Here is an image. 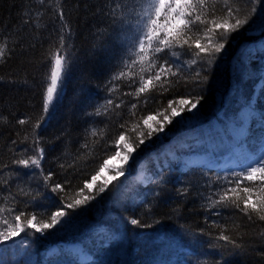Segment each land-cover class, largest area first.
I'll return each instance as SVG.
<instances>
[{
    "label": "trees",
    "instance_id": "trees-1",
    "mask_svg": "<svg viewBox=\"0 0 264 264\" xmlns=\"http://www.w3.org/2000/svg\"><path fill=\"white\" fill-rule=\"evenodd\" d=\"M223 2L218 0L217 6ZM38 3L39 0H0V43L10 50V58L0 62V116L7 117V122L0 121V163L9 164L8 169L0 171V181L16 169L10 161L21 145L13 147L11 140H21L41 114L42 89L52 64L48 54L58 45L59 24L52 21L50 14L31 26L23 23L24 12ZM60 3L72 27L71 47L67 52L69 64L62 78L63 92L55 99L51 114H45L37 132L45 149L43 169L55 174L54 183L71 181L67 193L70 199L82 181L98 170L103 159L116 151L115 146L105 149V145L119 136L123 130L119 125L128 121L130 127L133 122L129 119L128 106L117 110L119 117L89 115L108 97L105 82L118 70L127 50L128 33L119 20L108 14L109 10L116 4L129 8L131 5L130 0H60ZM238 6L242 10L241 18L248 15V21L224 41V49L203 73L207 77L204 83L185 85L181 80L170 92L153 93L147 104L141 101L137 118L154 113L178 96L203 97L194 112L176 117L163 133L157 134L158 138L154 136L133 153L124 165L131 174L126 186L118 189L112 181L86 205L66 209L68 215L53 228L42 233L26 228L18 236L0 241V248L5 251L0 264H215L216 261L264 264V236L260 235L264 222L249 221L234 209H222L218 215H212L203 199L209 191L222 186L223 180L218 178L230 176L245 165L237 161L221 165L220 156L225 153L231 156V145H242L241 149L249 150L250 143L264 134V39L259 37L258 42L251 35L264 28V0H238ZM129 8L124 10L125 15ZM116 16L120 17L119 10ZM37 24L41 25L39 29ZM248 47L243 58L242 48ZM182 59H191V54ZM231 61L232 77L237 85L233 90L229 81ZM259 81L262 85L256 89ZM127 90L122 85V91ZM233 93L245 96L244 103L248 105L250 99L254 103L244 135L233 136L228 128L203 134L200 127L212 126L206 124L208 119L218 118V95L233 101ZM125 100L135 102L131 97ZM26 117L31 118L30 123H16ZM186 117L197 121L193 132L202 133L189 137L187 142L171 140L179 129L184 134L189 132L176 122ZM93 128L97 132L103 130L104 136L90 135ZM130 135L135 139L134 134ZM86 143L88 147H82ZM166 147L173 155L162 154ZM232 165L238 169L234 170ZM141 170L143 177L139 174ZM31 175L30 170H23L19 179H10L8 186L0 184V192L7 195L10 189L15 193L18 187L31 190L27 197L17 196L18 210L43 213L38 220H47L61 206L60 198L50 199V189L44 187L42 180H30ZM182 189L188 192L178 191ZM0 205H5L2 199ZM130 218L138 219L140 224L131 225ZM212 221L226 225L230 232L233 225H239L241 235L236 238L242 247L210 248L219 231ZM232 234L235 236V232ZM74 241L89 254L88 259L81 260L80 256H71L63 250ZM13 242L16 244L11 246ZM19 242L29 244V248L22 254H14L12 249Z\"/></svg>",
    "mask_w": 264,
    "mask_h": 264
},
{
    "label": "snow or ice",
    "instance_id": "snow-or-ice-1",
    "mask_svg": "<svg viewBox=\"0 0 264 264\" xmlns=\"http://www.w3.org/2000/svg\"><path fill=\"white\" fill-rule=\"evenodd\" d=\"M217 4L218 0H130V8L129 5L116 4L109 10L108 14L114 20H119L128 33L125 37L127 50L118 70L105 82L108 97L89 115L119 117L120 112L117 110L128 106L129 119L133 122L130 127L128 121L119 125L123 129L119 136L105 145V149L115 146L116 151L103 159L98 170L90 179L82 181V186L76 188L70 199L67 193L71 181L54 183L55 174L43 169L45 149L37 129L42 127L45 114L59 95L62 78L69 64L67 52L71 47L69 41L72 27L60 0H39L38 4L32 5L24 12L26 19L23 23L29 26L36 24L37 20L42 21L45 14H50L52 21L59 24L58 45L48 54L52 64L50 74L46 77V86L42 89L41 114L21 140H11L13 147L18 143L21 145L20 151L15 152V158L10 161L16 169L8 174L7 179L0 181V184L8 186L12 177L19 179L23 170H30L32 175L29 179L42 180L44 187L50 189L49 198L58 196L61 206L53 211L47 220H38V216L43 213L18 210L17 196L27 197L31 190L25 191L23 187H18L15 193L10 189L7 195L0 192V199L5 205H11H0V241L18 236L26 228L42 233L61 223V218L68 215L66 209H77L86 205L96 194L104 192L112 181L123 176L124 165L141 145L150 142L154 136L158 138L157 134L163 133L166 126L172 124L182 113L197 109L202 96H178L169 99L165 107L157 108L154 113L149 112L137 118L141 101L147 104L153 93L164 95L181 80L185 85L189 82L196 86L204 83L207 77L203 73L211 67L216 54L224 49V41L229 34L237 32L247 23L248 15L241 18L242 10L238 6V0H224L219 7ZM126 8H129L127 15L124 11ZM118 10L120 17L116 16ZM40 26L37 24V29ZM189 53L191 59H182ZM9 54L7 45L0 43V62L10 58ZM122 85L128 90L122 91ZM117 92L120 94L114 97L113 94ZM127 97L133 98L135 102H126ZM0 121L7 122V117L0 116ZM30 122V117L16 121L19 125ZM130 133L134 134L135 139ZM90 135L103 137L104 132H97L93 128ZM82 147L87 148L88 144ZM60 167L64 168V165L61 164ZM8 168L9 164L0 163V171ZM109 172L114 175H107ZM102 176L105 178L101 180ZM218 179L223 180L222 186L215 191H209L207 197L203 198L206 210L212 215H218L222 209H234L249 221L264 222V153L255 158L250 157V162L242 166L240 171H233L230 176ZM178 191L187 193L188 189ZM32 199L35 200L36 197ZM129 222L131 225L140 224L135 218H130ZM212 224L219 231L210 242V248L242 247L236 238L241 235L238 231L239 225H233L230 232L226 225H217L215 221H212ZM232 232H235V236ZM208 234L211 235L210 232ZM260 235L264 236V231ZM215 264H220V261Z\"/></svg>",
    "mask_w": 264,
    "mask_h": 264
},
{
    "label": "rangeland",
    "instance_id": "rangeland-1",
    "mask_svg": "<svg viewBox=\"0 0 264 264\" xmlns=\"http://www.w3.org/2000/svg\"><path fill=\"white\" fill-rule=\"evenodd\" d=\"M252 34H253L255 40H257L259 42V40H260V39L258 40L259 37L261 39H264V37L262 36V35H264V28H262L256 32H253ZM242 49H243V58H244L247 56L249 50H248V48H245V49L242 48ZM230 63H231V67L229 70L231 72V70L233 69V62L231 61ZM231 73H232V74H230L231 77H232V75L234 77V73L233 72H231ZM233 77L230 78V80H229L230 83L232 84V86H231L232 90L237 87L236 82L234 81ZM62 81L63 82L60 86L59 95L63 92L64 80L62 79ZM261 82L262 81H259L258 82L259 84L255 85L256 89H259L261 87V85H262ZM55 99L53 101V104L50 106V109H49V112L47 113V116H49L51 114V111L53 110ZM233 99L234 100L231 101L230 99L228 100L227 98L220 96V94L218 95V99H217V101H219V110L217 111L218 112V114H217L218 120L217 119L215 120L214 118L208 119V122L206 124L211 123L212 126L211 125L208 127L201 126L200 128H202L201 131L203 132V134L208 133V131H219V130L221 131V130H224L225 128H228V129L231 128L233 136L241 137L244 135L243 129H244L245 125H247V123L250 119V113H251L250 109L253 107L254 103H253L252 99H250L249 105L244 103L247 101H246L245 96L242 97L241 94H239V96H236L235 93H233ZM220 104H222V105H220ZM222 106H224V107H222ZM192 112H194V110ZM176 122L178 124V127L180 126V128H183L184 130L189 129V130H187L189 132L184 134V133H182L184 131H181V129H179L178 131L175 132V134L173 136H171L172 137L171 140H177L178 142H187V139L189 137H193V136L197 135L198 133H202V132H197V133L193 132L195 127H196L195 125L197 123V121L195 119L186 117L184 119L180 118ZM250 140H252V139H250ZM232 141H234L233 137H232ZM250 144L252 146H249L250 147L249 150L241 149L242 145L241 146L231 145V151H230L231 156L229 155V153H225V154L221 155L220 156L221 163L227 164L226 162L231 163V162L237 161L242 166V165H244V164L246 165L247 163L250 162V157L255 158V157L259 156L260 153H264V134L260 138V140L252 141ZM162 154L173 155V151H171L168 147H166L163 150ZM114 163H116V162L114 161ZM232 167H233V169L235 168L234 165H232ZM237 169L238 168H235L234 170H237ZM143 172H144V170L139 171V174L142 177L144 176ZM107 175H114V173L109 172V173H107ZM130 176H131L130 172L125 171V174L123 176L118 177L117 180H115V183L118 186L117 188L123 189V187L126 186V180L128 178H130ZM103 178H104V176H102L100 179H103ZM18 241H20V240H18ZM13 244H16V243L13 242L11 244V246H13ZM0 247H1V245H0ZM8 248H11V247H8ZM28 248H29V244L22 242L20 244H17L16 249H12L13 250L12 252L14 254H16V253L22 254L23 252L27 251ZM63 250L66 253H70L71 256L72 255L80 256L81 260L88 259V256H89V254L85 252V249L78 244L75 247L69 246V247L64 248ZM4 253H5V251L1 250V248H0V260L3 259Z\"/></svg>",
    "mask_w": 264,
    "mask_h": 264
},
{
    "label": "bare ground",
    "instance_id": "bare-ground-1",
    "mask_svg": "<svg viewBox=\"0 0 264 264\" xmlns=\"http://www.w3.org/2000/svg\"><path fill=\"white\" fill-rule=\"evenodd\" d=\"M230 67H231V63H230ZM230 67H229V69H230ZM77 244H78V243H77L76 241H74V242H71V243H69V244H67V245H68V247H69V246L75 247Z\"/></svg>",
    "mask_w": 264,
    "mask_h": 264
}]
</instances>
